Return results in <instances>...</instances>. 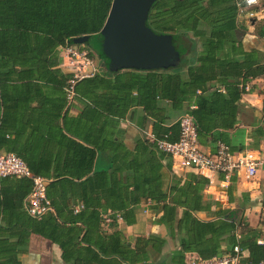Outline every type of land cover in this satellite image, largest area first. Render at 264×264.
Wrapping results in <instances>:
<instances>
[{"label":"trees","instance_id":"obj_1","mask_svg":"<svg viewBox=\"0 0 264 264\" xmlns=\"http://www.w3.org/2000/svg\"><path fill=\"white\" fill-rule=\"evenodd\" d=\"M111 1L0 0V148L9 150L1 134L9 100L17 105L26 97L33 100L37 95H49L40 105L48 101L56 111L63 110L61 123L71 135L69 159L24 162L33 174L48 179L45 196L50 211L38 218L27 213L24 198L31 188L30 179L9 175L0 178V229L7 233L0 231V236L36 233L56 242L62 252L66 246L73 248L83 242L96 249L101 264L110 262L107 257L116 264H145L150 252L160 251L163 239L153 234L138 236L130 247L115 229L100 242H93L90 235L96 232L100 217L98 210L90 207L102 205L130 223L133 210L127 207L149 199L153 221L164 225L170 236L179 234L180 245L166 263H150L185 264V252L208 259L220 255L222 244L227 251L235 244L247 249L248 256L242 259L245 264L264 261V245L255 239L235 238L238 209L215 207L210 220L194 216L193 212L208 209V204L201 202L200 192L208 179L192 172L182 182L171 178V158L154 143L157 139L175 141L179 127L174 112H186L194 120L197 142L214 144L211 153L218 142L229 151L243 149L230 146L228 130L237 123V101L245 92L243 84L255 77L264 81V49L245 51L234 34L237 3L242 0L152 1L144 25L155 34L169 35L179 60L167 67L123 71H110L107 59L99 54L98 31ZM84 35L89 36L88 41L73 42ZM68 45L85 50L102 65L101 71L73 83L70 101L67 87L71 75L58 67V48ZM68 101L80 105L76 114H68ZM131 106H140L153 119V140L137 137L133 153L123 145L116 129ZM260 114L261 125L252 131L257 137L264 130V101ZM97 153H103L106 161H95ZM161 160L167 170L165 188ZM75 205L79 206L76 210ZM177 207L181 213L174 225ZM87 220L96 223L88 224ZM78 235L79 243L75 241ZM61 237L68 240L62 242ZM1 247L14 249L2 239ZM72 260L79 262L80 258Z\"/></svg>","mask_w":264,"mask_h":264},{"label":"crops","instance_id":"obj_2","mask_svg":"<svg viewBox=\"0 0 264 264\" xmlns=\"http://www.w3.org/2000/svg\"><path fill=\"white\" fill-rule=\"evenodd\" d=\"M256 1L255 5L246 8V10L252 12V17L237 15L235 19L236 29L234 34L245 51L264 49V0ZM60 51L61 47L58 48L59 58ZM58 67L63 72H66L60 63ZM97 67L96 72L102 70L101 62L98 61ZM246 82L249 85V89L237 101V123L231 130H228L229 144L235 149L243 147L242 150L254 149L264 154V130L263 135L259 137L252 133L256 127L261 125L263 118L260 111L264 101V81L261 77H255ZM48 96L47 94L37 95L33 100L30 97H26L17 105H14L13 100H9V106L3 112L4 127L1 132L2 141H5L9 150L0 148V153H14L23 162L52 163L53 161H62L70 158L71 135L67 130H64L65 127L61 123L63 110L56 111L53 106L48 104V101L44 105H40L44 99H49ZM18 98H22L21 95ZM69 101L68 114H76L80 105L76 102L71 104ZM165 104V102H161V105L165 106ZM180 114L182 112H174V120ZM152 121L153 119L145 115L140 106H131L127 110L125 117L118 120L116 129L120 133V139L127 150L134 152L133 148L137 137L141 138L144 135V137L150 138ZM66 126L71 128L69 123ZM74 140L83 143L81 140ZM199 145L204 151L208 152H211L214 147V144L209 141L205 145ZM97 160L105 162L106 157L103 153H97L95 161ZM160 162L164 166L165 162L163 160ZM170 166V177L179 178L180 182L183 181L187 173L191 172L208 179V183L200 191L201 202L207 203L208 209L193 212L195 217L201 220H210L213 218L215 207L238 209L237 218L239 219V224L235 231V238L236 235H239L238 239L250 238L256 241V239L263 237L264 206L261 205V200L264 198V167L257 169L251 178L245 177L242 172L232 173L231 181L229 180L224 184L220 173L199 172L192 168H180L172 160ZM162 174L163 188H165L168 181L165 166L162 168ZM46 180L48 182V179ZM150 204V200L145 199L141 200L136 206L133 204L128 206L127 209L133 210V221L130 223H125L118 212H112L109 208L104 209L102 205L90 207V209L98 210L100 217L97 223L87 220L88 224L95 225L96 223L98 226L96 232L90 235V239L93 242H100L101 239H105L107 235L117 229L132 247L136 237H147L153 234L162 238L164 244L157 254L149 253L150 258L145 264H152V262L150 263L151 260H153V263L160 260H164V263H166L170 256L180 249L179 234L175 232L174 236H170L164 225L159 224L155 220L153 221L154 212L149 208ZM78 207V205H75L74 210L78 209ZM180 213L181 208L177 207L175 209L174 225ZM76 225H79V223H76ZM0 231H4V234H7L6 230L0 229ZM80 237L81 235H78L75 241L78 242ZM0 239L14 246V249L0 248V264H82V262L83 264H101L99 261L101 257L96 252V249L93 246H87L83 242L76 244V247L74 245L73 248L66 246L67 250L62 252L56 242H52L36 233L30 232L26 236H17L16 234L2 235ZM59 239L62 242L68 240V238L64 237ZM260 245H264V243ZM87 247L93 249L90 251L95 254L88 251ZM227 252L229 251H227L226 245L222 244L220 255ZM183 255L185 264H189L192 259L197 258L193 252H185ZM240 256L241 260L247 258V249L240 248ZM73 257L80 258L79 262L73 261ZM105 259L110 260L109 263L105 264H116L113 263L110 257ZM261 264H264V261H261Z\"/></svg>","mask_w":264,"mask_h":264},{"label":"built area","instance_id":"obj_3","mask_svg":"<svg viewBox=\"0 0 264 264\" xmlns=\"http://www.w3.org/2000/svg\"><path fill=\"white\" fill-rule=\"evenodd\" d=\"M256 0H242L237 3V15L252 17V12L247 7L255 5ZM60 65L70 73L68 80L67 98L72 95V85L80 78L89 77L97 71L95 61L87 55L83 49L75 46H63L60 51ZM241 86V84H239ZM244 91L249 89L247 82L243 84ZM193 107V106H190ZM179 127V135L175 141L157 139L155 146L160 151L170 156L172 162L180 168H192L199 172L220 173L226 184L232 173L242 172L247 178L254 176L257 169L264 167V154L258 150L245 149L241 151H229L228 147L218 142L214 153L204 151L197 142L194 120L189 113L183 112L176 119ZM149 139L153 140L152 135ZM26 177L31 180V188L24 198V206L27 213L33 217H40L51 210L49 200L45 196V184L47 180L33 174L25 163L14 153H0V178L3 176ZM239 235H236V239ZM257 244L264 243L263 237L256 239ZM189 264H245L241 260L240 248L237 244L222 255L208 259H192ZM258 264H261L259 262Z\"/></svg>","mask_w":264,"mask_h":264},{"label":"water","instance_id":"obj_4","mask_svg":"<svg viewBox=\"0 0 264 264\" xmlns=\"http://www.w3.org/2000/svg\"><path fill=\"white\" fill-rule=\"evenodd\" d=\"M154 0H112L98 31L99 54L107 59L110 71L150 69L176 65L178 54L167 34H155L144 25L148 4ZM84 35L74 43L88 41Z\"/></svg>","mask_w":264,"mask_h":264},{"label":"rangeland","instance_id":"obj_5","mask_svg":"<svg viewBox=\"0 0 264 264\" xmlns=\"http://www.w3.org/2000/svg\"><path fill=\"white\" fill-rule=\"evenodd\" d=\"M93 60L95 61V63H97V64H98V62H97V59H94V58H93ZM97 64H96V65H97Z\"/></svg>","mask_w":264,"mask_h":264}]
</instances>
